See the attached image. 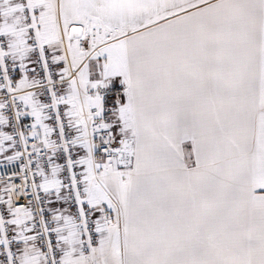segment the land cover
<instances>
[{
	"label": "snow or ice",
	"instance_id": "1",
	"mask_svg": "<svg viewBox=\"0 0 264 264\" xmlns=\"http://www.w3.org/2000/svg\"><path fill=\"white\" fill-rule=\"evenodd\" d=\"M0 264H264V0H0Z\"/></svg>",
	"mask_w": 264,
	"mask_h": 264
}]
</instances>
